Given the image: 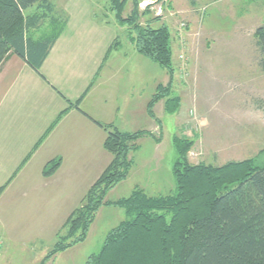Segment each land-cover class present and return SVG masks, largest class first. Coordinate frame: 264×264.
Instances as JSON below:
<instances>
[{"label":"rangeland","instance_id":"obj_1","mask_svg":"<svg viewBox=\"0 0 264 264\" xmlns=\"http://www.w3.org/2000/svg\"><path fill=\"white\" fill-rule=\"evenodd\" d=\"M51 1L57 14L70 20L63 33L67 34L66 41L72 40L66 44L78 41L79 45L90 48L98 45V41L104 47L109 41L110 48L116 47V40L131 44L129 28L116 21L109 0ZM141 2L148 4L146 8L139 5L141 23L154 20V26L169 28L175 67L169 95L180 97L181 104L174 114H169L162 100L154 107L155 118L149 114L144 118L133 116L127 122L132 132L145 130L157 137L162 132V141L158 143L151 137L139 140V150L131 155L133 165L128 177L108 193L106 200L116 202L128 198L136 188L154 197L173 193L172 170L177 156L172 139L175 135L193 142L188 154L193 165L219 167L252 159L256 166L263 167L264 73L259 67L256 31L264 26V0ZM132 9V0H129L123 16H129ZM48 28L47 23L43 30ZM148 69V79L135 78L131 73L130 78L149 83L145 93L152 98L157 92L155 83H161L167 75L168 85L171 76L152 61ZM139 82L135 85L137 93H141ZM144 96L140 103L145 102ZM87 116L92 122H99ZM90 184L91 181L86 184L85 195ZM83 198L64 202L63 209H55L53 227L40 236L29 230L23 232L24 226L13 222L5 230L0 228V264H41L56 245L59 233H66L63 226ZM124 220L126 214L121 208L102 207L86 240L57 253L47 264H85L91 255L101 251L109 232Z\"/></svg>","mask_w":264,"mask_h":264},{"label":"trees","instance_id":"obj_2","mask_svg":"<svg viewBox=\"0 0 264 264\" xmlns=\"http://www.w3.org/2000/svg\"><path fill=\"white\" fill-rule=\"evenodd\" d=\"M109 2L116 21L129 28L136 52L171 76L169 84L160 85L152 97L149 116L156 117L154 107L162 100L165 111L174 114L181 101L169 95L175 75L169 28L154 26V20L141 23L140 0H132L127 17L123 13L129 0ZM67 22L68 17L58 15L51 0H0V67L16 55L40 74ZM256 39L264 73V26L257 29ZM119 44L116 40V47ZM80 102L74 104L77 109ZM93 122L106 133L103 148L111 162L66 220V233H59L41 264L84 242L99 210L111 206L121 208L126 220L109 232L101 251L85 264H264V166H256L252 159L219 167L193 165L188 159L193 142L175 135L173 193L154 197L136 188L128 198L107 201L108 193L128 177L139 140L151 137L160 143L162 132L157 137L150 131L123 132L113 124ZM59 166L60 161L47 163L43 176L51 177Z\"/></svg>","mask_w":264,"mask_h":264},{"label":"crops","instance_id":"obj_3","mask_svg":"<svg viewBox=\"0 0 264 264\" xmlns=\"http://www.w3.org/2000/svg\"><path fill=\"white\" fill-rule=\"evenodd\" d=\"M66 35L59 37L40 74L16 55L0 67L3 230L13 222L24 226L23 232L46 233L53 227L55 209L83 198L86 184L92 186L110 164L112 157L103 148L106 133L87 115L123 132H132L127 122L133 116H148L149 83L134 81L130 73L148 79L149 60L131 44L110 48L109 41L107 47L98 41L90 48L78 41L66 44L71 39L66 41ZM166 78L155 83L156 91L166 86ZM55 161L59 168L44 177L46 164Z\"/></svg>","mask_w":264,"mask_h":264},{"label":"built area","instance_id":"obj_4","mask_svg":"<svg viewBox=\"0 0 264 264\" xmlns=\"http://www.w3.org/2000/svg\"><path fill=\"white\" fill-rule=\"evenodd\" d=\"M140 6H141L142 8H146V7L148 6V4H147L146 2H141V3H140ZM183 26L186 27L185 24H183ZM180 59H184V56H180ZM0 246H1V242H0ZM0 255H1V254H0Z\"/></svg>","mask_w":264,"mask_h":264}]
</instances>
